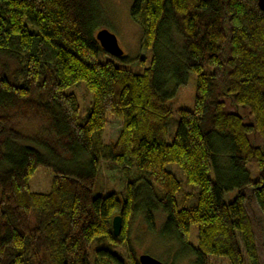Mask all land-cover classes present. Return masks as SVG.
<instances>
[{"label":"trees","instance_id":"1","mask_svg":"<svg viewBox=\"0 0 264 264\" xmlns=\"http://www.w3.org/2000/svg\"><path fill=\"white\" fill-rule=\"evenodd\" d=\"M130 16L152 54L140 74L116 67L95 40L96 0H0V264H91L92 245L125 239L138 209L152 231L156 206L161 235L194 264L244 255L259 264L245 202L247 191L264 216V13L255 0H134ZM188 74L193 107L178 110L168 144L165 88ZM80 83L92 95L83 123L67 92ZM108 115L121 127L102 144ZM100 161L122 168L123 193L94 195ZM168 164L197 190L195 205L178 204L182 183ZM40 167L52 176L47 194L28 187Z\"/></svg>","mask_w":264,"mask_h":264},{"label":"rangeland","instance_id":"2","mask_svg":"<svg viewBox=\"0 0 264 264\" xmlns=\"http://www.w3.org/2000/svg\"><path fill=\"white\" fill-rule=\"evenodd\" d=\"M133 1L96 0L100 10V22L97 30L104 29L112 34L116 39L117 45L122 50V60L111 58L115 66L135 74H140L150 66L152 54L149 49L141 46L143 38L142 29L139 24L131 19L130 8ZM105 59L99 57L101 62ZM173 87L174 84L169 82L165 88V92L168 95L166 102L171 111L166 125V143L168 144L171 143L177 130L179 120L178 110H191L193 107L195 75L188 74L186 85L176 89H173ZM67 92H71L77 97L79 102V122L83 123L92 100V95L85 89L82 83L75 85ZM120 127L121 121L119 119L110 115L106 116L105 127L100 135L102 144L113 143L119 134ZM100 162L99 174L93 191L94 195L105 196L111 192L123 193L128 178L122 172V168L119 165L106 161ZM165 169L182 183L181 190L176 196L178 204L185 207L195 205L194 196L197 190L184 184L183 175L178 167L174 164H168ZM246 169L251 174V180H256V166L247 165ZM130 173L132 175L134 172L130 171ZM51 177V173L48 170L42 167L36 169L28 182L30 191L47 194L50 189ZM234 193L226 194L224 200L229 202ZM246 195L248 198L245 202V210L251 221L259 264H264V216L254 200L248 196L249 193L247 191ZM142 215V210L138 209L130 221L125 239L120 240L118 238L119 236L117 237L118 244L109 243L105 239H100L96 244H93L90 250L91 264H102L101 260H96L100 258H104V264H130L132 257L136 259L141 254H146L163 264H194V257L179 254L178 245L172 237L161 235L160 230L164 222V214L159 207L156 206L152 211L154 223V229L152 231L149 230ZM196 234V226H191L188 238L191 244H196ZM99 252H102L100 253L102 256L99 255ZM243 259V264H249L245 255ZM207 264L230 263L224 257H209L207 258Z\"/></svg>","mask_w":264,"mask_h":264},{"label":"water","instance_id":"3","mask_svg":"<svg viewBox=\"0 0 264 264\" xmlns=\"http://www.w3.org/2000/svg\"><path fill=\"white\" fill-rule=\"evenodd\" d=\"M258 9L264 13V0H255ZM95 40L98 42L101 49L112 57H121L122 50L117 45L115 37L104 29H100L95 34ZM122 228L120 216H114L111 220L112 235L117 238L120 235ZM137 264H163L158 260L146 255L141 254L136 258Z\"/></svg>","mask_w":264,"mask_h":264}]
</instances>
